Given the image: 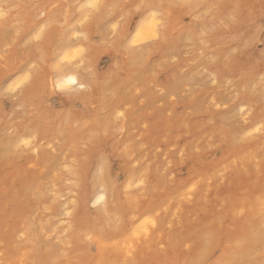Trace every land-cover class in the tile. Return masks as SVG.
I'll list each match as a JSON object with an SVG mask.
<instances>
[{"label":"rangeland","instance_id":"1","mask_svg":"<svg viewBox=\"0 0 264 264\" xmlns=\"http://www.w3.org/2000/svg\"><path fill=\"white\" fill-rule=\"evenodd\" d=\"M43 1H8L0 18V61L51 77L58 65L85 81L83 90L52 88L46 119L54 120L67 92L93 96V107L83 123L65 111L51 126L39 125L26 146L18 134L27 82L19 74L9 86L0 85V264H26L34 249L54 250L47 264H74L69 249L76 242L110 264H139L143 253L147 264H161L160 253L188 255L197 233L224 234L225 260L246 251L242 264H264V109L262 122L249 129L257 117L246 94L263 78L262 69L253 64L236 81L225 65L227 57L235 56L242 66L253 55L264 56V0H106L93 28L87 27L96 10L81 13L76 2L65 20L55 9L45 10ZM61 2L66 6L70 0ZM144 6L149 17L156 14L154 35L123 34L125 23L142 18ZM80 13L82 22L72 24ZM176 18L180 29L172 34ZM66 45L64 55L72 58L59 63ZM116 58L123 62L119 72L108 68ZM80 127L89 134L105 131L121 153L118 183L125 184L128 175L137 178L119 194L135 223L127 220L101 239L75 236L68 228L82 147L74 133ZM215 136L230 151L216 154ZM112 169L105 155L94 161L97 190H108ZM19 204L26 215H14L2 228ZM249 205L255 216L248 215ZM89 209L102 212L103 206ZM231 217L239 223L227 225ZM249 219L253 223L241 242L236 229Z\"/></svg>","mask_w":264,"mask_h":264},{"label":"bare ground","instance_id":"2","mask_svg":"<svg viewBox=\"0 0 264 264\" xmlns=\"http://www.w3.org/2000/svg\"><path fill=\"white\" fill-rule=\"evenodd\" d=\"M8 1L11 0H0V18L5 14L6 10L9 7ZM106 0H70L66 6H64L61 0H44L43 5L44 9L47 11H51L55 9L54 15H58L60 17L65 18V20H69L72 16V7L78 2L80 3L79 9L81 13H83L87 8H91L96 10L97 14L95 19L89 23L87 28H93L96 26L98 20V16L101 13L100 10L105 5ZM144 10L142 12V18L136 19L131 23H125L123 26L122 33L128 34L129 32H134L137 34V37L143 39L148 38V36L154 35L153 28L155 27L152 24L156 14L148 16V9L143 7ZM78 16L79 19H75L74 23L82 22V14ZM128 16L131 18L132 14L128 13ZM180 19L176 18L172 27H170V32L173 34L174 32L179 31L180 29ZM85 24L84 29H86L87 24ZM82 24V25H83ZM84 29H80V33L85 32ZM41 31V30H40ZM40 31L37 36H41ZM147 35V36H146ZM229 38L232 41L235 40V36L231 35ZM223 40L221 46L228 45L231 41L230 39ZM69 46H64L63 51L59 54V63L67 61L70 58L68 52ZM75 55H80V52L77 51ZM62 56V57H61ZM75 57V56H74ZM72 58V56H71ZM66 59V60H65ZM117 60L114 63H109L108 68L114 70V72H119L122 70L123 62L116 58ZM62 60V61H60ZM3 63V64H2ZM15 62L0 61V85L1 86H9L10 82H12V78L16 75H21L23 78L22 81L27 82V88L25 90V98L22 103L24 105V123L22 127V131L18 135L19 141L23 142L24 145H29V142H26L27 138L30 136V133L35 131V129L46 123L45 126L49 127L54 124L57 119L66 111L68 114L72 112V116L75 117L78 123L85 122V117L91 115V108L93 107V96L91 95H81L77 93H69L67 92L66 100H63L64 107L60 111H55L54 120L46 119L47 116L46 110L49 108L48 97L51 96L52 88L58 89H73V90H83L85 89L86 83L84 80L80 78V76L72 70L69 69H61L58 65L55 67L57 69L56 75L53 77L47 75L41 76L35 71H23L22 67L19 69L15 68ZM259 66V69H262V79L259 83L252 89V91H247L246 94L252 99L255 104V118L254 122L249 126V129L256 127L260 124L262 110L264 109V56L253 55L252 59L246 61L242 66L236 64L235 56L227 57L225 65L233 70V74L235 76L236 81H240L244 77L245 72L251 65L256 64ZM17 66V65H16ZM19 82V83H22ZM18 83V84H19ZM26 84V83H25ZM248 129V130H249ZM89 128L80 127L78 131L74 133L81 140L80 144L82 147L79 148L78 151V162L74 169V185L71 188L74 195L73 197L68 199L69 202V210H71V214L69 217V232L73 233L75 236L83 235L84 233H88L94 239H101L110 234L112 230H119L120 227L128 221L133 225L135 221L134 217H130L127 210V204L120 201L119 194L124 187H128L131 184L137 182V178L134 175H128L124 170L122 172L125 173L126 183H118L116 178V173L118 172L117 165L118 161H120L121 153L116 151L113 146L114 143L108 138L107 133L105 131L97 132L96 134H89ZM215 145L214 151L216 154L225 153L226 150L230 151L227 141H224L222 138L215 136ZM105 155L108 158L109 165H113V169L109 171L106 183L108 190H97L95 187V182L91 180L92 178V166L97 158ZM193 164L195 161L191 160ZM196 165V163H194ZM106 169V168H105ZM239 184H235L233 186L234 191L236 193L242 191L240 189ZM249 197L245 196L243 198V205L246 206V202L249 201ZM89 205L93 207L102 205L103 211L92 212L89 209ZM26 207L23 204H19L18 206H14L11 208L7 218L2 221V228L9 225L12 222V218L15 216H25L26 215ZM105 212H108L105 213ZM248 215L255 216L253 210L250 205L248 206ZM232 215V214H231ZM145 216L144 218H147ZM258 217H260L258 215ZM235 218L231 217L227 219L226 223L232 224ZM252 220V219H251ZM249 219V223L246 221H242V223L237 227L236 234L240 236V241L244 242V237L246 235V229L248 224H252ZM147 222V221H146ZM153 222V221H152ZM152 222L151 223L153 225ZM239 223V222H235ZM149 236V232H148ZM194 236V245L192 251L188 255H183L179 250L172 252H164L160 253L158 260L161 264H242V255L245 252H239L237 257L229 260H225L226 247H225V236L224 234L215 233L208 234L205 236L204 234H195ZM210 248V250H209ZM70 256L74 261V264H110L106 257L99 255L98 253L93 254L89 253L88 249L76 242L72 248L69 249ZM54 250L47 249L43 252L39 251V249H34L29 252L27 256L26 264H47L54 258ZM144 259L139 264H147L148 254L143 253ZM234 255V254H233ZM140 256V255H139ZM138 256V257H139ZM251 264H254V261L250 260Z\"/></svg>","mask_w":264,"mask_h":264}]
</instances>
